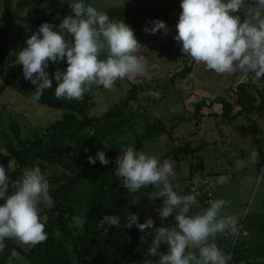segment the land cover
Masks as SVG:
<instances>
[{
    "label": "clouds",
    "instance_id": "obj_1",
    "mask_svg": "<svg viewBox=\"0 0 264 264\" xmlns=\"http://www.w3.org/2000/svg\"><path fill=\"white\" fill-rule=\"evenodd\" d=\"M67 3L74 15L61 19L58 30H54L56 25L43 22L26 39L27 46L17 52L16 63L22 66L24 78L36 85L30 97L32 103L40 101L54 81L58 100L82 101L93 86L111 91L118 80L137 76L151 79L148 61L138 55L142 45L131 26L123 20L110 19L108 12L84 0ZM254 4L249 13L248 0H181L174 37L181 52L218 75L239 70L252 74L254 82L264 77V0H254ZM242 10L246 15L243 21L237 14ZM161 29L165 34L169 31L165 22L157 19L151 28L145 26L143 30L155 34ZM65 59L66 70L57 68L51 74L46 71L49 62ZM258 156L253 150L249 161L256 163ZM97 160L104 165L110 163L104 151L88 157L93 165ZM115 163L114 174L130 193L149 185L160 186L157 197L163 198V206L156 211L162 221L175 213V227L154 229L144 264H228L229 257L215 243L218 234L235 235L238 230L237 217L223 215L227 201L210 200L206 210L192 214L199 192L181 195L173 189L169 181L175 175L171 162H161L154 155L126 146L120 149ZM244 166L245 161L237 162L238 169ZM9 172L0 165V251L9 239L33 247L48 238L39 205L51 202L49 181L39 167L26 168L15 180ZM120 221L116 215H105L97 227L106 234L109 226L119 227ZM124 222L125 227L136 225L142 232L154 225L151 217L140 223L135 213H128ZM162 243L168 246L167 252L159 251Z\"/></svg>",
    "mask_w": 264,
    "mask_h": 264
},
{
    "label": "rangeland",
    "instance_id": "obj_2",
    "mask_svg": "<svg viewBox=\"0 0 264 264\" xmlns=\"http://www.w3.org/2000/svg\"><path fill=\"white\" fill-rule=\"evenodd\" d=\"M3 1L0 0V12ZM49 2L59 9L67 10L69 9L67 2H71V0H64V3H61V0H34L30 5L21 9H17V0H7L15 17L12 27L8 30L7 54L18 50L21 44L20 40L22 39L23 43L26 39L24 22L17 20L18 16L32 18L36 16L35 13L49 15L52 12V18L47 22L55 23L58 12L52 11ZM180 2L181 0H88V4L98 10L108 12L110 19L123 20L132 27L137 40L142 45L138 55H142L148 61L151 79L139 76L128 77L118 80L111 91L104 89L103 86H93L84 95L86 98L84 105L87 106V114L99 116L118 103L125 91L132 89V85L153 86V90L149 93H158V96L142 93L139 100L138 106L141 109H139L138 115L140 117L144 115L145 119L138 120L135 117L133 125L128 131L116 130L111 134V138L114 139V143L120 146L127 139L130 144L134 136L142 132L146 120L150 124L155 121L161 122L163 129L144 141L137 151L154 155L161 162L167 160L172 163L175 175L170 176L169 181L178 194L199 192L198 196L201 197L207 195L208 192L211 194V200L223 198L227 201L223 215L235 216L242 211L237 216L239 219L238 230L235 235L226 233L218 234L215 237V243L229 257V264L230 255L227 252L228 246L232 244L233 240H242L243 244L247 246L257 245L260 242L253 233L245 230L244 219L241 216L247 209L249 211L264 210V162L262 161L263 164L261 163L251 180H244L245 169L250 164L248 158L253 150L254 139L258 140L259 150L264 153V112L257 111L259 108L264 110V77L255 82L252 80L251 87L247 88V92L252 95L258 108L254 107L247 117L237 116L230 120H224L217 115H207V112H219L218 104L206 109L201 107L195 111V105L200 99L206 101L214 96H220L231 104V113L234 112L237 106L234 105L233 89L235 84L245 82L247 77L245 72L239 70L231 74L218 75L214 71L205 70L202 64L194 62L191 72L187 75L184 77L176 75L171 78L183 64L181 45L174 39L175 25L181 12ZM254 7V0H248L249 13ZM159 8L166 13V17L162 21L169 29L168 33L165 34L163 29L155 34L146 33L143 30L145 27L141 28L139 25L142 22L138 18L140 13H151L152 22L157 19L161 20V13L157 12ZM237 14L241 21L246 19L243 10ZM131 16L136 18L135 24L130 23ZM142 19L145 20L146 17H142ZM152 22H146L144 26L151 28ZM67 38L71 39V36L67 35ZM14 44L17 45L13 47ZM65 61L66 59L52 63V65L56 69L64 71L67 67L64 65ZM129 105V109L126 108L127 112L125 111L122 117H128V113L135 107L136 101L131 100ZM61 113L62 110L57 108L32 103L31 100L18 95L0 81V152H4L8 144L16 143L13 125L18 129V135L27 136L31 130L40 135L43 133L44 127L58 119ZM253 120L255 121L253 122ZM115 161H111L104 167L113 175H115L114 170L117 167ZM238 161H245V166L238 169ZM196 163L199 164V174L194 173L188 179V170ZM10 167L12 166L10 165ZM58 172L59 168L57 167L52 170H44L43 174L47 180L51 181V187L61 182L58 179ZM52 176H56V181L51 180ZM159 190L160 186L149 185L134 194L125 188L122 194V201L126 206L133 205L141 197L149 195L151 197L145 208L143 222L151 217L154 220V225L152 229H146L143 232L139 230V248L142 251H146L151 246L156 227H175L174 214L162 221L156 211L157 208L163 206V198L157 197ZM196 199L197 204L193 206L192 214L207 209L198 201V197ZM47 203L41 202L39 211L43 209V206H48ZM78 215H80V211L71 207L64 217L67 218V223L72 221L73 224H78L80 220ZM12 241L20 251H27L29 248L16 240ZM161 245H165L164 252H167L168 246L163 243ZM256 260L260 264H264L261 263L264 262V258L256 257ZM6 264H28V262L19 251L14 250Z\"/></svg>",
    "mask_w": 264,
    "mask_h": 264
},
{
    "label": "trees",
    "instance_id": "obj_3",
    "mask_svg": "<svg viewBox=\"0 0 264 264\" xmlns=\"http://www.w3.org/2000/svg\"><path fill=\"white\" fill-rule=\"evenodd\" d=\"M33 1L17 0V9L30 5ZM84 2L88 4V0H84ZM49 5L52 11L58 12V17L53 23L57 26L54 30H58V25L65 15H74L70 7L67 10H62L53 6L51 2ZM35 10L38 11V9ZM157 12L161 13V20H164L165 11L159 8ZM35 14L36 16L32 18L17 17V20L24 22L26 39L38 30L39 25L47 22L53 15L52 12L49 15ZM150 16L151 13H140L138 18L142 20L139 24L141 28L145 27L146 22H152L153 18ZM0 17V81L18 95L30 100L36 85L24 78L22 66L16 63L18 50L27 46L26 39L23 43L22 39L20 40L21 44L19 43L18 50L7 54L8 30L12 27L15 18L7 0L2 3ZM142 17H146V19L143 20ZM130 18V23L135 24L136 18L133 16ZM12 41H14L13 38ZM15 45L17 44H14L13 47ZM181 60L183 61L181 69L171 78L176 75L184 77L191 72L194 61L184 54ZM64 65L67 66L66 61ZM46 71L50 74L56 71L52 62H49ZM246 77L245 82L235 84L233 89L234 105L237 106L234 112L231 113V104L220 96H214L206 101L200 99L195 105V111L201 107L206 109L218 104L219 112L211 111L207 112V115H217L224 120H230L237 116L247 117L249 112L257 107L254 98L247 92V88L252 85V74L246 73ZM55 86L54 81L53 87L45 90L37 104L62 110L59 118L44 127V131L40 135L33 132L34 130H31L27 136L18 135V129L13 125L16 143L8 144L4 152H0V165H3L6 170L9 169L8 174L13 180L21 178L26 168L39 167L42 173L45 169L59 168L58 179L61 182L50 187L51 202H48V206H43V209L39 211L48 238L46 242L29 247L27 251L18 250L19 248L11 239L6 240L4 250L0 251V264H6L14 250L19 251L28 264H144L147 250L142 251L139 248V229L136 225L130 229L125 227L124 219L128 213H135L138 215L139 222L143 223L150 195L139 198L138 203L126 206L122 201L125 187H122L120 179L106 171L105 165L101 164L99 160L94 165L89 163L88 157H95L97 151H104L111 162L120 155L121 148L130 146L139 150L144 141L163 129L161 122L155 121L150 124L146 120L142 132L135 135L130 144L127 139L120 146L114 143V139L111 138V134L116 130L128 131L133 125L135 117L138 120L145 119L143 114L142 117L138 115V111L141 109L138 106L139 100L141 94L149 93L153 90V86L132 85V89H127L118 103L99 116L87 114L88 109L86 110L87 106L84 105L85 97L82 101L58 100L54 94ZM131 100L136 101L135 107L128 113V117H122L123 113L127 112L126 108L129 109ZM257 111L264 112L262 108ZM259 147L258 140L254 139L253 150L259 153L258 161L256 163L249 161L251 165L248 164L249 166L245 169L244 180H251L258 167L264 162V153L259 150ZM198 167L199 164L196 163L189 168L188 179L194 173L199 174ZM51 180L56 181V176H52ZM48 181L51 183L50 180ZM210 195L207 192V195L197 196L198 201L204 207H208V202L211 200ZM0 203L3 201L0 200ZM71 207L80 211L78 224H73L72 221L67 223V218L64 217ZM241 213L242 211L239 214ZM173 214L175 215V213ZM239 214H236L235 217ZM105 215H116L121 218L120 226H109L106 234L97 227L99 220ZM241 218L244 219L245 230L253 233L260 242L257 245L247 246L243 244L242 240H233L232 244L228 246L229 264H260L256 257L264 258V210L249 211L247 209ZM106 227L107 225H105ZM164 250L165 245H160L159 251L164 252ZM149 258L154 261L158 259V257Z\"/></svg>",
    "mask_w": 264,
    "mask_h": 264
}]
</instances>
